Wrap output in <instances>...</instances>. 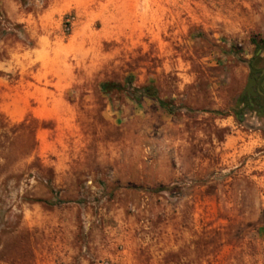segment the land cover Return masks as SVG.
Segmentation results:
<instances>
[{"label": "rangeland", "instance_id": "374dc122", "mask_svg": "<svg viewBox=\"0 0 264 264\" xmlns=\"http://www.w3.org/2000/svg\"><path fill=\"white\" fill-rule=\"evenodd\" d=\"M263 41L264 0H0V264H264Z\"/></svg>", "mask_w": 264, "mask_h": 264}, {"label": "trees", "instance_id": "16d2710c", "mask_svg": "<svg viewBox=\"0 0 264 264\" xmlns=\"http://www.w3.org/2000/svg\"><path fill=\"white\" fill-rule=\"evenodd\" d=\"M256 46H257V44H256ZM262 47H264V41L260 42V45L258 46L259 49ZM144 91H147V89H144ZM157 101L160 105H165V103L163 101H161V100H157ZM165 189H166L165 186H160V187H155V188H149V189H147V191L155 193V192H159V191H162Z\"/></svg>", "mask_w": 264, "mask_h": 264}, {"label": "flooded vegetation", "instance_id": "af4514ba", "mask_svg": "<svg viewBox=\"0 0 264 264\" xmlns=\"http://www.w3.org/2000/svg\"><path fill=\"white\" fill-rule=\"evenodd\" d=\"M253 82L256 85V83H262V86L264 87V77L263 75H259L257 78H255V74H253Z\"/></svg>", "mask_w": 264, "mask_h": 264}, {"label": "water", "instance_id": "95a60500", "mask_svg": "<svg viewBox=\"0 0 264 264\" xmlns=\"http://www.w3.org/2000/svg\"><path fill=\"white\" fill-rule=\"evenodd\" d=\"M252 83V81L251 80H249V84H251Z\"/></svg>", "mask_w": 264, "mask_h": 264}]
</instances>
